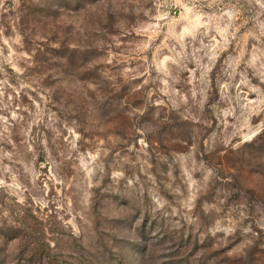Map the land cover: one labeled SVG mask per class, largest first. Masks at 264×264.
<instances>
[{"label":"rangeland","instance_id":"obj_1","mask_svg":"<svg viewBox=\"0 0 264 264\" xmlns=\"http://www.w3.org/2000/svg\"><path fill=\"white\" fill-rule=\"evenodd\" d=\"M0 264H264V0H0Z\"/></svg>","mask_w":264,"mask_h":264},{"label":"trees","instance_id":"obj_2","mask_svg":"<svg viewBox=\"0 0 264 264\" xmlns=\"http://www.w3.org/2000/svg\"><path fill=\"white\" fill-rule=\"evenodd\" d=\"M54 51L58 52V57H61L62 58V55H63V52L61 51L60 48H53Z\"/></svg>","mask_w":264,"mask_h":264}]
</instances>
